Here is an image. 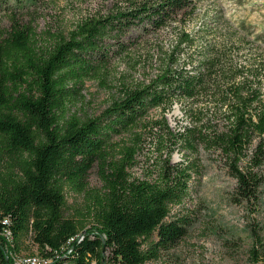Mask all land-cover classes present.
Returning <instances> with one entry per match:
<instances>
[{
    "label": "trees",
    "instance_id": "trees-1",
    "mask_svg": "<svg viewBox=\"0 0 264 264\" xmlns=\"http://www.w3.org/2000/svg\"><path fill=\"white\" fill-rule=\"evenodd\" d=\"M203 1L118 0L107 15L87 18L43 48L13 17L10 29L0 28V231L13 238L10 246L0 235V264H13L9 255L27 258V244L36 248L29 258L49 264H147L172 249L187 223L167 219L190 198L201 175L195 162L165 160L155 175L133 180L135 148L111 155L114 139L154 110L181 105L199 126L175 134L165 125L168 141L219 153L239 189L249 191L251 168L264 161V40L224 13L216 27L187 32L185 19ZM176 24L185 28L154 80L126 90L98 116L70 114L84 83L128 50V33L156 34ZM95 168L104 187L75 216L67 193L86 196Z\"/></svg>",
    "mask_w": 264,
    "mask_h": 264
},
{
    "label": "rangeland",
    "instance_id": "rangeland-1",
    "mask_svg": "<svg viewBox=\"0 0 264 264\" xmlns=\"http://www.w3.org/2000/svg\"><path fill=\"white\" fill-rule=\"evenodd\" d=\"M117 1L1 0L0 28L10 29L13 17L32 28L38 46L43 48L57 38H68L87 18L107 15ZM221 13L236 28L243 24L249 34L264 40V0H204L195 14L185 19L186 28L176 24L156 34L128 33L122 40L128 50L110 62L102 77L84 83L70 106V114L81 118L98 116L126 90L149 84L164 69L180 28L189 33L199 28H214L223 21ZM106 46L114 48L115 43L108 42ZM221 120L222 116L214 119L220 129ZM165 125L177 134L198 127L199 122L185 116L179 104L167 113L154 110L132 132L115 138L111 149V155L119 159L124 148H135L134 163L128 169L133 180L155 175L162 162L169 159L171 164L191 160L201 173L191 183L190 198L183 205L173 207L167 219L170 222L184 218L186 235L172 249L162 252L158 260L147 264H263L264 161L260 167L251 168L254 181L249 191L244 192L219 153L204 144L186 150L179 143L168 141L162 129ZM87 179L86 196L67 193L71 214L75 216L85 213L92 194L104 187L98 168L90 171ZM35 254L36 248L27 244L21 253L27 258L16 261L30 259ZM9 259L14 263V257L9 255Z\"/></svg>",
    "mask_w": 264,
    "mask_h": 264
},
{
    "label": "bare ground",
    "instance_id": "bare-ground-1",
    "mask_svg": "<svg viewBox=\"0 0 264 264\" xmlns=\"http://www.w3.org/2000/svg\"><path fill=\"white\" fill-rule=\"evenodd\" d=\"M7 224V222H6ZM5 228V227H4ZM1 229V228H0ZM2 234V236H4L6 239H9V243L13 242V238H12V233L9 229H4L3 232L1 233L0 231V235ZM4 238V239H5ZM12 245V244H11ZM27 262H39L42 264H49L50 261L44 260L40 257L37 258H30V259H24V260H20V261H16V264H26Z\"/></svg>",
    "mask_w": 264,
    "mask_h": 264
},
{
    "label": "built area",
    "instance_id": "built-area-1",
    "mask_svg": "<svg viewBox=\"0 0 264 264\" xmlns=\"http://www.w3.org/2000/svg\"><path fill=\"white\" fill-rule=\"evenodd\" d=\"M6 224V223H5ZM7 228V227H5ZM7 244L11 246V244L9 243V239H5ZM13 264H16V259L14 258V263ZM26 264H42V263H39V262H27Z\"/></svg>",
    "mask_w": 264,
    "mask_h": 264
}]
</instances>
